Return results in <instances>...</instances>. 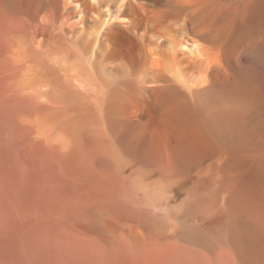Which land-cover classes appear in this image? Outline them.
<instances>
[{
    "label": "bare ground",
    "instance_id": "bare-ground-1",
    "mask_svg": "<svg viewBox=\"0 0 264 264\" xmlns=\"http://www.w3.org/2000/svg\"><path fill=\"white\" fill-rule=\"evenodd\" d=\"M0 264H264V0H0Z\"/></svg>",
    "mask_w": 264,
    "mask_h": 264
}]
</instances>
